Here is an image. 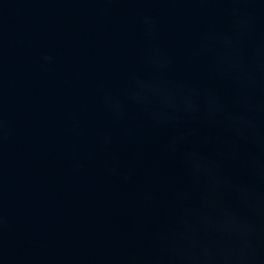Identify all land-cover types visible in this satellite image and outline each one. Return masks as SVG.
<instances>
[{
  "label": "water",
  "instance_id": "obj_1",
  "mask_svg": "<svg viewBox=\"0 0 264 264\" xmlns=\"http://www.w3.org/2000/svg\"><path fill=\"white\" fill-rule=\"evenodd\" d=\"M0 264H264V0H0Z\"/></svg>",
  "mask_w": 264,
  "mask_h": 264
}]
</instances>
